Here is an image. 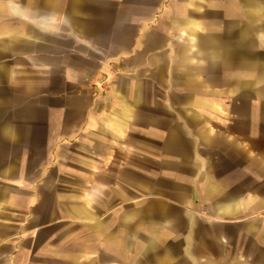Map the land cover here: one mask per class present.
<instances>
[{
	"label": "crops",
	"instance_id": "1",
	"mask_svg": "<svg viewBox=\"0 0 264 264\" xmlns=\"http://www.w3.org/2000/svg\"><path fill=\"white\" fill-rule=\"evenodd\" d=\"M251 213L264 0H0V264L186 263Z\"/></svg>",
	"mask_w": 264,
	"mask_h": 264
},
{
	"label": "rangeland",
	"instance_id": "2",
	"mask_svg": "<svg viewBox=\"0 0 264 264\" xmlns=\"http://www.w3.org/2000/svg\"><path fill=\"white\" fill-rule=\"evenodd\" d=\"M218 102L225 106L226 96H220ZM248 222L256 224V233L244 232ZM175 225L177 226L178 223ZM212 226L208 230L214 237L189 240L190 249H188L187 258L190 261L180 264H264V239H260L257 235L259 229H264V221L258 214H242L229 221L219 220ZM140 229L142 228L140 227ZM196 230L201 234L204 233V228L198 227ZM233 230H236L234 236L215 238V235L231 233ZM191 234H196V232L192 231ZM151 250L154 253V258L157 259L160 251L156 247Z\"/></svg>",
	"mask_w": 264,
	"mask_h": 264
}]
</instances>
